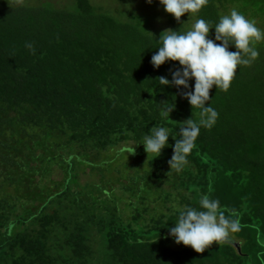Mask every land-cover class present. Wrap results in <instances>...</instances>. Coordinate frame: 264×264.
Listing matches in <instances>:
<instances>
[{"label": "trees", "instance_id": "1", "mask_svg": "<svg viewBox=\"0 0 264 264\" xmlns=\"http://www.w3.org/2000/svg\"><path fill=\"white\" fill-rule=\"evenodd\" d=\"M97 6L0 0V264H264V41L227 91L210 89L217 121L176 172L180 127L199 119L180 94L194 78L188 89L159 84L181 67L150 63L164 30L147 14ZM227 6L264 26V0H208L192 17L214 25ZM164 13L186 32L188 13ZM159 127L170 136L155 157L140 142ZM202 194L234 209L241 230L198 253L169 229L175 209L199 207Z\"/></svg>", "mask_w": 264, "mask_h": 264}, {"label": "clouds", "instance_id": "2", "mask_svg": "<svg viewBox=\"0 0 264 264\" xmlns=\"http://www.w3.org/2000/svg\"><path fill=\"white\" fill-rule=\"evenodd\" d=\"M146 2L151 3L152 0ZM207 3L208 0H159L164 11L177 21L185 13H198ZM213 28L214 38H208L209 30ZM163 32L164 35L159 37L158 50L151 56L150 63L156 68L166 60H171L178 61L181 67L171 72V81L162 76L158 83L188 89L189 79L194 78L192 90L180 94L188 100L192 109H200L198 120L189 118L183 121L179 139L172 136L175 143L168 164L170 169L180 172L195 146L201 127L210 129L217 121L218 112L209 103L205 106V102L210 101V89L215 86L227 91L238 66L250 65L259 56L252 44L264 41V29L257 27L254 20L232 9L228 14L220 16L214 25L203 18H197L191 29L182 34L171 29ZM229 45L234 46L236 51H229ZM26 46L32 48L31 44ZM173 108L174 104L166 105L165 115L169 117ZM169 136L167 128L159 127L145 135L140 143L147 154L152 153L158 157L167 145ZM132 151L131 147L129 152ZM198 203L199 207L183 206L175 209L178 216L174 226L169 229V236L174 238L175 243L191 246L199 253L214 241L218 244L229 241L233 234L241 230L239 216L234 209H221L220 201L208 194H202Z\"/></svg>", "mask_w": 264, "mask_h": 264}, {"label": "rangeland", "instance_id": "3", "mask_svg": "<svg viewBox=\"0 0 264 264\" xmlns=\"http://www.w3.org/2000/svg\"><path fill=\"white\" fill-rule=\"evenodd\" d=\"M3 2L9 4H20L25 6H36L38 4L48 5L56 8H69L73 0H1ZM92 4L101 6L103 9L110 11L109 13L116 14L125 11L135 10L136 13H144L147 14L152 21L153 28L157 30H168L171 29V24H169L167 20V16L164 13L163 7L158 3L157 0H152L151 3H147L146 0H90ZM100 8V7H99ZM227 11L224 15L228 14L232 8L227 6ZM148 16L145 19H150ZM185 30L188 31L191 29L192 24L195 22V18L192 17V14H185ZM120 18V17H117ZM121 19V18H120ZM261 29H264V26H258ZM88 175L82 174L80 176V181L83 183L88 179ZM100 237V233L95 228L90 230V237L88 239L89 243L92 242V246L95 247L98 245V239ZM52 243V242H51ZM215 243V242H213Z\"/></svg>", "mask_w": 264, "mask_h": 264}, {"label": "water", "instance_id": "4", "mask_svg": "<svg viewBox=\"0 0 264 264\" xmlns=\"http://www.w3.org/2000/svg\"><path fill=\"white\" fill-rule=\"evenodd\" d=\"M230 241V240H229ZM236 246H237V250L239 249V245L236 243Z\"/></svg>", "mask_w": 264, "mask_h": 264}]
</instances>
